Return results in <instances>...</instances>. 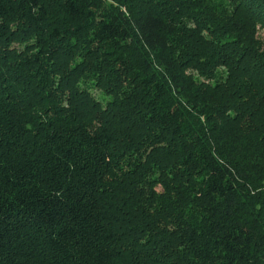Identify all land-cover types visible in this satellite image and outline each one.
Instances as JSON below:
<instances>
[{"label": "trees", "instance_id": "16d2710c", "mask_svg": "<svg viewBox=\"0 0 264 264\" xmlns=\"http://www.w3.org/2000/svg\"><path fill=\"white\" fill-rule=\"evenodd\" d=\"M0 264H264V0H0Z\"/></svg>", "mask_w": 264, "mask_h": 264}]
</instances>
